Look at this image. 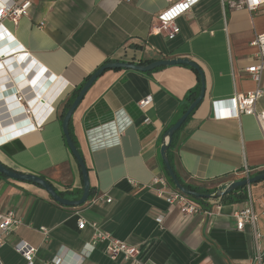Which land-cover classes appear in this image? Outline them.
<instances>
[{
	"label": "crops",
	"instance_id": "1",
	"mask_svg": "<svg viewBox=\"0 0 264 264\" xmlns=\"http://www.w3.org/2000/svg\"><path fill=\"white\" fill-rule=\"evenodd\" d=\"M180 1L32 0L29 14L17 23L2 20L0 162L41 176L61 197L79 200L83 175L62 127L76 90L108 63L189 59L203 71L205 96L169 148L177 177L216 191L223 183L264 174V135L255 117L220 118L231 109L226 102L216 104L264 90V71L259 83L247 71L257 62L252 42L264 33V5L250 12L223 6L222 0H199L177 19L176 38L153 34L159 14ZM197 72L173 65L148 72L110 69L98 77L70 121L88 169L85 204L61 205L39 185L0 173V213L14 212L22 220L0 248L2 264H28L16 250L21 242L36 248L33 264H129L123 256L111 259L106 241L89 249L92 223L139 248L142 264H264V180L246 186L244 200L235 195L223 203L196 202L202 209L219 202L213 216L184 215L149 187L157 176L167 179L161 148L166 132L188 110L189 93L199 86L201 93ZM19 90L41 127L33 129L24 117L15 98ZM37 91L44 102L37 101ZM149 96L152 103L141 109L138 103ZM257 109L264 110V95ZM97 197L104 201L93 204ZM244 207H252L258 220L240 231L233 214ZM81 219L84 229L78 227Z\"/></svg>",
	"mask_w": 264,
	"mask_h": 264
},
{
	"label": "built area",
	"instance_id": "2",
	"mask_svg": "<svg viewBox=\"0 0 264 264\" xmlns=\"http://www.w3.org/2000/svg\"><path fill=\"white\" fill-rule=\"evenodd\" d=\"M172 1V0H168ZM199 0H182L172 4L169 8L161 12L158 16V22L152 28L153 34H163L169 39H174L180 33V28L177 24V19L186 13H188L192 7ZM223 6H228L231 9H247L250 12L257 11L262 5H264V0H222ZM32 6V0H10L6 2L5 0H0V22L2 20L9 18L13 22L17 23L18 20L29 14V9ZM2 27V25H0ZM252 45L258 49L257 62L247 69L248 73L251 74L253 80L260 82L262 72L264 71V33L256 35L255 40ZM264 90L257 87L255 90L249 91L247 93L235 94L226 101L216 102V104L228 103L231 112L228 114H223L219 116L220 118H240L242 115L253 116L259 123L263 135H264V110H258V101L263 97ZM15 98L17 104L23 111L25 118L29 120V124L32 125L33 129L39 128L42 122H34L35 109L33 105L28 102V99L24 92L17 91L15 93ZM39 103L44 102V98L36 96ZM153 99L151 96L142 99L138 105L141 109L146 108L152 103ZM146 123H150L147 119ZM151 189H155L157 195L164 198L171 206L178 208V210L184 215H195L198 213H204L209 216L216 215L221 208L219 202H214L212 209H202V207L190 199L187 195L182 193L177 189H173L169 186L168 180L163 176H157L153 178ZM104 200L101 197L95 198L92 202L93 204H98ZM111 202V200H107ZM233 217L237 223V229L243 230L247 224H251L254 227L258 220V215L252 207H244L236 210ZM162 222L163 217L158 218ZM264 221V212H263ZM22 224V220L14 213H0V248L5 244V238L12 231L18 228ZM87 222L83 219L79 221V229H84ZM91 226L95 229V234L92 242L89 244V249L94 250L95 246L100 242H108V255L111 259H116L118 256H123V258L129 262V264H142L140 260V249L129 245L128 243L118 240L112 236L111 233L105 232L99 228L95 223ZM41 232L47 236L49 231L46 228H41ZM258 238L262 235L256 233ZM264 237V235H263ZM17 252L22 254L27 260L28 264H33L34 256L36 253V248L27 244L26 242H21L16 246ZM256 260L261 263L262 252L258 248ZM59 260H56L58 263ZM0 264H2L0 259Z\"/></svg>",
	"mask_w": 264,
	"mask_h": 264
},
{
	"label": "water",
	"instance_id": "3",
	"mask_svg": "<svg viewBox=\"0 0 264 264\" xmlns=\"http://www.w3.org/2000/svg\"><path fill=\"white\" fill-rule=\"evenodd\" d=\"M173 65H188L195 70H197L200 74L201 77V83H202V88H201V93L200 95L196 98V100L189 106L188 110L183 114V116L176 122V124L171 127L167 132H166V137L168 138L167 142H165L161 148V156L162 160L164 162V165L171 177V179L174 182L175 187L184 193L187 196L193 197L195 199H218L222 198L223 196L230 194L232 191L240 188V187H246L250 186L254 183L260 182L264 180V174L240 180V181H234V182H227L221 184L217 190L214 193L211 194H203V193H198V192H193L190 191L181 184L179 178L177 177L170 159L168 155L169 148L171 146V143L173 141L174 134L180 130V128L183 126V124L186 122L188 119L189 115L195 110V108L203 101L204 96H205V77L203 74V71L199 67L198 64L195 62L189 60V59H173V60H160L156 61L153 63H150L148 65H136L128 62H114V63H108L101 67L95 74L91 76V78L86 82L84 87L81 89L80 93L68 109L64 119H63V133L66 138L67 145L73 154V156L76 158L78 161L82 175H83V181H84V192L82 197L79 200H69L66 198L61 197L56 189L53 187V185L48 182L46 179L42 178L41 176L31 174V173H20L17 171H14L10 168H8L6 165H4L2 162H0V173L11 178L15 179L18 181L22 182H28V183H33L36 185H39L42 187L44 190H46L49 195L57 201L59 204L64 205V206H81L85 204L89 197H90V181H89V175H88V169L85 164V161L82 157V155L79 153L77 147L74 145L71 136H70V130H69V125L70 121L73 117V114L79 107L80 103L82 102L83 98L85 97L86 93L89 91V89L92 87L94 82L98 79L100 75H102L105 71L107 70H112V69H132V70H137L141 72H148L151 70H154L155 68L161 67V66H173Z\"/></svg>",
	"mask_w": 264,
	"mask_h": 264
},
{
	"label": "trees",
	"instance_id": "4",
	"mask_svg": "<svg viewBox=\"0 0 264 264\" xmlns=\"http://www.w3.org/2000/svg\"><path fill=\"white\" fill-rule=\"evenodd\" d=\"M191 68H192V67H191ZM192 69H194V68H192ZM194 70H195V69H194ZM195 71H196V70H195ZM197 73H198V72H197ZM84 85H85V83H83V85L80 86V88H78V89L76 90V93H75V94L69 99V101H68V103H67V107H66L67 109H66L65 111H67V110L70 108V106L72 105V103L74 102V100H75L76 97L78 96L79 92H80L81 89L84 87ZM199 93H200V86L197 88V90H195V91H191V92L189 93V95L187 96V106H185V111H186V109H188V105H189L190 103H192V102L197 98V96L199 95ZM69 130H70V136H71V139H72L74 145H75V146L77 147V149H78L77 142H76V140H75V138H74V135H73V132H72L71 122H70V125H69ZM78 151H79V150H78ZM79 153H80V152H79ZM163 169H164V171H165V174H166L167 179L169 180L170 184H171L174 188H176L175 185H174V182H173V180L171 179V177H170V175H169V173H168V171H167V169H166V167H165L164 164H163ZM42 178H43V177H42ZM178 178H179L181 184L184 186V188H186V189H188V190H190V191L198 192V193H203V194H211V193H214V192H215V190H203V189H201V188L194 187V186H192V185H190V184H187V183H185L184 181H182V180L180 179L179 176H178ZM244 191H245V187H240V188H238V189L232 191L230 194H228V195H226V196H224V197L221 198L222 203H223V201L226 202L227 197L232 199V198H234L235 195H236V197H238L240 200H244V199L246 198V196H247V194H246ZM61 195H62V194H61ZM232 196H233V197H232ZM219 199H220V198H219ZM213 200H218V199H213ZM197 201H199V202H205V201H207V200L199 199V200H197Z\"/></svg>",
	"mask_w": 264,
	"mask_h": 264
},
{
	"label": "rangeland",
	"instance_id": "5",
	"mask_svg": "<svg viewBox=\"0 0 264 264\" xmlns=\"http://www.w3.org/2000/svg\"><path fill=\"white\" fill-rule=\"evenodd\" d=\"M188 197H190V196H188ZM190 199L193 200V201H195V202H198L197 200H199V199H195L193 197H190Z\"/></svg>",
	"mask_w": 264,
	"mask_h": 264
},
{
	"label": "bare ground",
	"instance_id": "6",
	"mask_svg": "<svg viewBox=\"0 0 264 264\" xmlns=\"http://www.w3.org/2000/svg\"><path fill=\"white\" fill-rule=\"evenodd\" d=\"M37 92H38V93H37V96H40V95H41V97H43L41 91H37Z\"/></svg>",
	"mask_w": 264,
	"mask_h": 264
}]
</instances>
